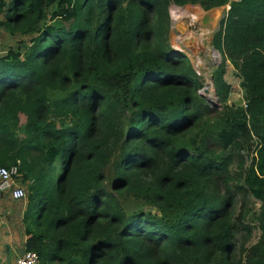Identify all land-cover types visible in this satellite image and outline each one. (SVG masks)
<instances>
[{"label": "trees", "instance_id": "obj_1", "mask_svg": "<svg viewBox=\"0 0 264 264\" xmlns=\"http://www.w3.org/2000/svg\"><path fill=\"white\" fill-rule=\"evenodd\" d=\"M170 3H228L213 90L229 93L225 60L243 87L242 105L187 141L216 109L168 44ZM0 28L20 44L0 56V167L17 162L27 183L24 249L38 264H239L246 227L231 207L248 190L230 164L264 150V0H0ZM257 183L243 264H264Z\"/></svg>", "mask_w": 264, "mask_h": 264}, {"label": "rangeland", "instance_id": "obj_2", "mask_svg": "<svg viewBox=\"0 0 264 264\" xmlns=\"http://www.w3.org/2000/svg\"><path fill=\"white\" fill-rule=\"evenodd\" d=\"M228 3L203 10L198 4L176 5L170 3L168 12V32L167 41L172 49L178 51L189 62L201 87L197 90V95L209 107L215 108L216 113L202 121L194 132L186 134L185 141L193 137V133H200V130L211 129L218 121V115L224 105L235 107L242 105L243 87L241 78L237 74V68L230 61H224L223 78L229 86V93L225 100H220L213 90V72L221 64V54L213 48L211 38L218 28L219 20L228 10ZM18 36H9L0 28V56L8 50L15 49L19 45L16 40ZM20 125L23 123L19 118ZM218 151L217 148H215ZM241 162L233 159L230 164V171L235 178L232 182H239L247 188V194L238 195L232 204L231 211L234 218L238 213H243L241 220L246 230L238 228L233 235L234 257L239 264H243V258L247 249L253 245L258 236L259 229L256 215L259 207L260 187L258 181L264 179V150L262 146L254 144L248 151L240 152ZM237 174V175H234ZM19 207L20 205H16ZM14 206V207H16ZM127 210L134 207L133 203H126ZM144 210L147 207L143 206ZM238 225V224H237Z\"/></svg>", "mask_w": 264, "mask_h": 264}, {"label": "crops", "instance_id": "obj_3", "mask_svg": "<svg viewBox=\"0 0 264 264\" xmlns=\"http://www.w3.org/2000/svg\"><path fill=\"white\" fill-rule=\"evenodd\" d=\"M17 183L25 191L24 198L12 199L7 193L0 192V264H15V258L25 250L26 224L23 217L27 206V183L20 177Z\"/></svg>", "mask_w": 264, "mask_h": 264}, {"label": "built area", "instance_id": "obj_4", "mask_svg": "<svg viewBox=\"0 0 264 264\" xmlns=\"http://www.w3.org/2000/svg\"><path fill=\"white\" fill-rule=\"evenodd\" d=\"M18 163L9 167H0V192L7 193L12 199L25 197L24 189L18 185ZM15 264H38L37 255L34 251L24 250L15 258Z\"/></svg>", "mask_w": 264, "mask_h": 264}]
</instances>
